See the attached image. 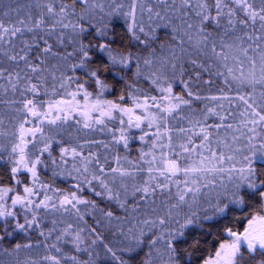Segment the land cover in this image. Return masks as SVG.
<instances>
[{
    "label": "snow or ice",
    "instance_id": "snow-or-ice-1",
    "mask_svg": "<svg viewBox=\"0 0 264 264\" xmlns=\"http://www.w3.org/2000/svg\"><path fill=\"white\" fill-rule=\"evenodd\" d=\"M0 105V264H264V0H0Z\"/></svg>",
    "mask_w": 264,
    "mask_h": 264
},
{
    "label": "trees",
    "instance_id": "trees-1",
    "mask_svg": "<svg viewBox=\"0 0 264 264\" xmlns=\"http://www.w3.org/2000/svg\"><path fill=\"white\" fill-rule=\"evenodd\" d=\"M5 4H8L10 2V0H4ZM28 2V0H17V3L19 4H26ZM109 82L111 83V79L109 78ZM121 87L122 85H116L115 88H114V91L112 92H107L105 93V98L107 99H116L119 94H120V90H121ZM177 92H180V89L179 88H176L175 89ZM215 91V89L213 88L212 90H209L208 88H205L203 90V95L207 96V95H211L213 94ZM58 98V97H57ZM210 103V102H209ZM204 107V102H201V101H193V108H195L196 110H199L200 108H203ZM4 108L3 105H0V109ZM182 115H187V111L185 113H182ZM8 121H7V118L5 119V124L7 125ZM181 123H185L184 121H181ZM208 123H213V120L210 119L208 121ZM111 126V125H110ZM119 125L117 124V127ZM29 127H31V125H29ZM48 126L46 125V128ZM69 131H74V129H69ZM132 134L135 135V136H138L140 133L138 130L136 129H132ZM91 136H93L94 138L96 139H103L105 141H109L111 139V134L110 133H107V132H99V131H96V132H93L90 134ZM65 138L66 137V134H65ZM131 145H132V155L134 156L136 154V148L139 147V141L138 140H133L131 141ZM70 184V182L66 183V182H63V181H60V180H57L56 182V186L57 187H60V188H66L68 187ZM88 219L91 221V217H88ZM234 227H239V225H233ZM105 235L106 236H109V239L111 238L110 235L105 232ZM5 247H8L9 246V242H5L4 244ZM5 259H7L5 257ZM103 264H106V262H103Z\"/></svg>",
    "mask_w": 264,
    "mask_h": 264
},
{
    "label": "water",
    "instance_id": "water-1",
    "mask_svg": "<svg viewBox=\"0 0 264 264\" xmlns=\"http://www.w3.org/2000/svg\"><path fill=\"white\" fill-rule=\"evenodd\" d=\"M69 186H70V184H69Z\"/></svg>",
    "mask_w": 264,
    "mask_h": 264
}]
</instances>
